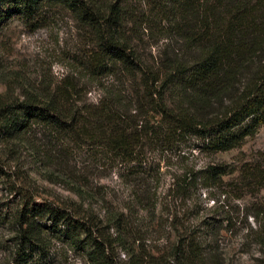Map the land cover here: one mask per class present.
I'll return each mask as SVG.
<instances>
[{"label": "trees", "instance_id": "trees-1", "mask_svg": "<svg viewBox=\"0 0 264 264\" xmlns=\"http://www.w3.org/2000/svg\"><path fill=\"white\" fill-rule=\"evenodd\" d=\"M54 6L68 9L90 36L85 66L91 76H112L121 88L113 84L96 105H74L71 85L45 99L0 104L4 139L40 127L55 140L101 148L140 175L149 147L164 152L192 142L199 152L224 153L264 127V0H0V25L11 16L36 25L44 8ZM146 31L161 42L154 43L155 56L141 51V44L154 48L143 39ZM261 168L248 162L238 171L256 193L264 190ZM228 173L224 166L186 171L175 186L222 183ZM261 210L252 215L257 222ZM15 223V264H52L49 236L69 243L90 264H117L111 244L87 218L25 202ZM114 223L123 240L127 227L119 218ZM207 227L213 230L212 223ZM257 238L264 243V227ZM182 247V264H198L202 247L177 245L175 256Z\"/></svg>", "mask_w": 264, "mask_h": 264}, {"label": "rangeland", "instance_id": "rangeland-1", "mask_svg": "<svg viewBox=\"0 0 264 264\" xmlns=\"http://www.w3.org/2000/svg\"><path fill=\"white\" fill-rule=\"evenodd\" d=\"M42 13L36 25L16 16L0 25L1 105L26 97L45 99L67 85L73 87L74 105H96L113 84L121 88L112 76H91L85 66L91 38L68 9L47 7ZM145 34L144 41L154 48L141 44V51L155 56L154 43L161 42L154 32ZM32 129L13 140L0 133V264H15V220L25 202L91 220L99 239L111 244L108 251L117 264H182L184 247L176 256L174 249L190 241L202 247L198 264H264V243L257 238L264 214L259 222L252 216L264 209V190L256 193L238 177L248 162H259L264 172V127L224 153L199 152L192 142L164 152L149 147L140 175L101 148ZM209 166L229 171L222 183L175 186L184 172ZM116 218L128 229L123 240ZM49 238L52 264H90L69 243Z\"/></svg>", "mask_w": 264, "mask_h": 264}]
</instances>
